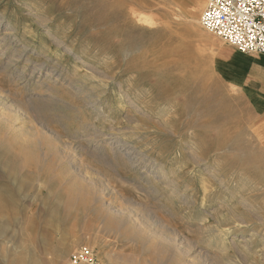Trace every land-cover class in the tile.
<instances>
[{
	"label": "rangeland",
	"instance_id": "374dc122",
	"mask_svg": "<svg viewBox=\"0 0 264 264\" xmlns=\"http://www.w3.org/2000/svg\"><path fill=\"white\" fill-rule=\"evenodd\" d=\"M205 4L0 0V264H264L262 126Z\"/></svg>",
	"mask_w": 264,
	"mask_h": 264
},
{
	"label": "built area",
	"instance_id": "2783aa9c",
	"mask_svg": "<svg viewBox=\"0 0 264 264\" xmlns=\"http://www.w3.org/2000/svg\"><path fill=\"white\" fill-rule=\"evenodd\" d=\"M204 29L242 53H264V0H206ZM64 264H100L94 248L81 245Z\"/></svg>",
	"mask_w": 264,
	"mask_h": 264
},
{
	"label": "crops",
	"instance_id": "0c3cea01",
	"mask_svg": "<svg viewBox=\"0 0 264 264\" xmlns=\"http://www.w3.org/2000/svg\"><path fill=\"white\" fill-rule=\"evenodd\" d=\"M226 45L219 48L215 68L220 76L239 84L248 108L262 126L260 137L264 145V53H242Z\"/></svg>",
	"mask_w": 264,
	"mask_h": 264
},
{
	"label": "bare ground",
	"instance_id": "6f19581e",
	"mask_svg": "<svg viewBox=\"0 0 264 264\" xmlns=\"http://www.w3.org/2000/svg\"><path fill=\"white\" fill-rule=\"evenodd\" d=\"M38 69V68H37ZM36 70V67L35 69ZM33 74V73H32ZM34 132L35 133H39V130L37 129H34ZM120 143V142H119ZM119 145V144H117ZM121 145V144H120ZM123 145V144H122ZM25 148H30V149H33V150H36L37 146L36 144H31V143H26L25 144ZM119 148V147H118ZM117 149V148H116ZM115 149V150H116ZM71 185H75L74 182L71 183ZM83 192V191H82ZM88 194H91L89 191H87ZM59 197H63L64 198V195H58ZM118 213H121V210H116ZM108 212V211H107ZM154 223L158 226V227H164L163 225L160 224V222H158L157 220H153ZM104 226L106 227H110L111 229H114V230H129L130 229V226L131 224L126 221V220H123V219H120L118 218L117 216L115 215H112L110 213H107L106 216H105V219H104ZM221 231V230H220ZM182 240L181 237H178L176 236V238L172 239V240H168L167 242H151L149 243V245H151V247L154 249V251H156L157 253L159 254H163L164 252H166L167 250L169 249H173L174 252L175 251H180L179 253H181V245H182ZM94 248V247H92ZM173 257L176 258L177 256V253H173ZM190 261V260H189ZM184 262V260H183ZM104 264V263H102ZM184 264V263H183Z\"/></svg>",
	"mask_w": 264,
	"mask_h": 264
}]
</instances>
